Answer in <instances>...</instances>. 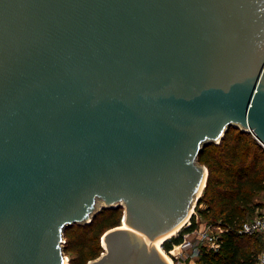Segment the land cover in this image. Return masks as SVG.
I'll use <instances>...</instances> for the list:
<instances>
[{
	"label": "water",
	"instance_id": "water-1",
	"mask_svg": "<svg viewBox=\"0 0 264 264\" xmlns=\"http://www.w3.org/2000/svg\"><path fill=\"white\" fill-rule=\"evenodd\" d=\"M230 126L264 145V0H0V264L122 205L88 264H170Z\"/></svg>",
	"mask_w": 264,
	"mask_h": 264
},
{
	"label": "trees",
	"instance_id": "trees-1",
	"mask_svg": "<svg viewBox=\"0 0 264 264\" xmlns=\"http://www.w3.org/2000/svg\"><path fill=\"white\" fill-rule=\"evenodd\" d=\"M199 161L208 167V177L197 211L220 224L223 230L219 234V247H202L197 264H256L264 243L263 235L242 234L238 228L244 220L264 212V201L257 199L264 191V145L252 132L230 126L219 142L204 146ZM120 208H103L90 222L65 228L64 250L74 253L69 264H87L100 255L101 235L120 224ZM195 226L193 215L189 227L163 241L164 248L169 250L180 243L184 232Z\"/></svg>",
	"mask_w": 264,
	"mask_h": 264
},
{
	"label": "rangeland",
	"instance_id": "rangeland-1",
	"mask_svg": "<svg viewBox=\"0 0 264 264\" xmlns=\"http://www.w3.org/2000/svg\"><path fill=\"white\" fill-rule=\"evenodd\" d=\"M203 190H204V188H203ZM203 190H202L201 193H203ZM257 199L264 201V191L257 197ZM100 204H99V206H100ZM196 205H197V203H194V205H192V207L190 209L189 217H188L187 221H185L180 226L181 228H179V230H177L173 235L167 237L166 239H169L170 237H172L174 235H177L179 233V231L182 230L185 227V225L188 223V221H191V223H192L193 215H195V219H196V222H197V228L198 229H200V228L203 229L204 227L209 226V227H211V230H213V232L220 231V229L218 227V224H216L214 221L209 220L208 218L202 216L197 211ZM121 207L122 208H120L118 212H119V214L121 216H123V214L125 212V206L122 205ZM97 208H95L94 210H96ZM263 211H264V209H263ZM249 219H251V218H249ZM123 224H124V222L122 221V218H121V222H120L119 225H123ZM113 227H115V226H113ZM110 228H108V229H110ZM108 229H106L105 231H107ZM104 232L102 233L101 237L103 236ZM188 238L197 247V249L194 248L193 246H190V245L183 246V245H180L179 243H175L170 248L171 250L170 249L167 250L166 248H164V246L162 244L163 241H165L166 239L162 241V243H161L162 245L160 246V250L162 251V253H163V255L165 257L168 256L169 258H171L172 264H197L198 263V259H199V255H200V252H198V249H200V251H201V248L204 247L205 245H207L206 240L205 241L202 240L200 243L197 244V233H190ZM64 244H66V236L65 235H64ZM101 245H103L102 238H101ZM103 250H104V248H103ZM103 250L101 252H103ZM64 254H65V262H64V264H69L70 259H71V257L73 256L74 253L72 251H69V250H66V251L64 250ZM87 264H88V262H87Z\"/></svg>",
	"mask_w": 264,
	"mask_h": 264
},
{
	"label": "built area",
	"instance_id": "built-area-1",
	"mask_svg": "<svg viewBox=\"0 0 264 264\" xmlns=\"http://www.w3.org/2000/svg\"><path fill=\"white\" fill-rule=\"evenodd\" d=\"M190 225L191 221H188L185 227H189ZM218 227L220 231L213 232V230H211V227L209 226L204 227L203 229H198L197 226H195L193 229L184 232L183 240L179 244L183 246L190 245L197 249V247L188 238L190 233H197V244L200 243L202 240H206L207 245H205V247H207L208 249H216L220 245L219 234L223 230V227L220 224H218ZM238 231L239 233L249 235L257 232L261 233L263 235L264 241V212L262 214L254 216L251 219L244 220L239 226ZM198 252H200V249H198ZM256 264H264V243L258 255Z\"/></svg>",
	"mask_w": 264,
	"mask_h": 264
},
{
	"label": "bare ground",
	"instance_id": "bare-ground-1",
	"mask_svg": "<svg viewBox=\"0 0 264 264\" xmlns=\"http://www.w3.org/2000/svg\"><path fill=\"white\" fill-rule=\"evenodd\" d=\"M189 214H190V212L187 214V216L184 218V220L182 221V223L178 226V228H175L172 232H170L169 234H166L165 236H162V237H160L159 239H157L156 241H155V244H156V246L160 249V246H161V243H162V241L164 240V239H166L167 237H169V236H171V235H173L179 228H180V226L185 222V221H187V219H188V217H189ZM123 225H125V224H123ZM162 252V251H161ZM166 258H167V260L169 261V263L170 264H172V260H171V258H169L168 256H166Z\"/></svg>",
	"mask_w": 264,
	"mask_h": 264
}]
</instances>
